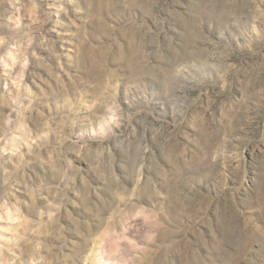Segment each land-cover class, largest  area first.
<instances>
[{"label": "rangeland", "instance_id": "obj_1", "mask_svg": "<svg viewBox=\"0 0 264 264\" xmlns=\"http://www.w3.org/2000/svg\"><path fill=\"white\" fill-rule=\"evenodd\" d=\"M227 65L264 88V0H0V264H258L264 224L210 211L264 186V92L209 107ZM150 85L168 117L120 102Z\"/></svg>", "mask_w": 264, "mask_h": 264}, {"label": "clouds", "instance_id": "obj_2", "mask_svg": "<svg viewBox=\"0 0 264 264\" xmlns=\"http://www.w3.org/2000/svg\"><path fill=\"white\" fill-rule=\"evenodd\" d=\"M205 39L207 40L206 37ZM212 43L213 42L211 40H207V44ZM176 47H179L180 51L177 52L175 49H173L171 51V55L173 56H180L187 59L193 57L198 58L200 55L199 49L195 46L185 47L178 41ZM239 72L240 67L237 65H227L223 71L219 72V79L209 85V87L212 89V93L209 96V107L215 103L213 97H216L217 99L220 97L237 98L238 94H240L242 98H239L237 102L243 105L244 100L251 99L254 96H259L260 92H264V88L259 89V91L253 90L254 85L251 81L246 85L245 82L240 79L238 75ZM152 86L153 85H150L135 95L128 94L122 90L120 102L126 105L129 110H143L145 107L151 104L152 107L157 111L158 115L168 117L169 111L167 107L161 106L159 94V102L155 105L153 104L154 97L150 96ZM113 96L115 98V90L113 92ZM261 99H264V97H261ZM133 114L137 113L133 112ZM173 118H176L175 114H173ZM227 128L231 130V120L229 121ZM228 134L229 132L226 131L225 135ZM221 144H223V141H221ZM237 155L242 156V153H233L232 158H236ZM231 171L236 173L232 176V187H228L227 180L224 177H220L218 180L219 191L217 194V206L210 209L212 215L217 217V219H220L227 211L233 214L237 224L241 222L242 217L254 218L252 220H245L244 228H247L248 223L259 222L264 224V186H262L261 182L258 180L254 169L250 168L246 174L237 173L236 169H231ZM241 192L242 196L240 197L239 201H237L236 194H240ZM244 228L241 230L243 231ZM257 233L264 235V230L258 228L256 229V232H253L252 234L256 235ZM262 247H264V245H262ZM247 252L253 253L257 257L258 264H264V253L256 252L252 248H249ZM221 259H223V257H221ZM245 259H247L246 255Z\"/></svg>", "mask_w": 264, "mask_h": 264}]
</instances>
